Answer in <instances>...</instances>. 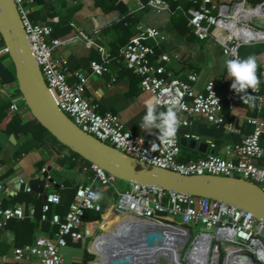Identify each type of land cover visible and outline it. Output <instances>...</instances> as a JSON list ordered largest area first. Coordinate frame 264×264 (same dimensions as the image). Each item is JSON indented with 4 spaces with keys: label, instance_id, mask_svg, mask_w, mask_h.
Listing matches in <instances>:
<instances>
[{
    "label": "built area",
    "instance_id": "2783aa9c",
    "mask_svg": "<svg viewBox=\"0 0 264 264\" xmlns=\"http://www.w3.org/2000/svg\"><path fill=\"white\" fill-rule=\"evenodd\" d=\"M181 1L189 5L184 7ZM14 2L49 91L58 107L83 131L147 164L186 175L239 177L257 184L264 191V166L256 163L264 159V146L261 144L264 122L246 116L245 121L252 125V131L239 141L226 145L223 154L213 152L204 158L180 162L178 131L170 144L159 140L157 148L148 147L144 138L127 131L115 114L102 113L97 104L88 101L84 91L89 76L76 72L77 81L73 84L67 81V62L57 58L55 50L72 39L80 40L86 46H96L102 61L90 62V75L102 73L105 65L113 59L121 62L126 70L138 78L140 89L149 97L148 104L165 108L166 111L169 106L178 105L177 130L189 127L194 118L224 127V105L227 103L232 107L235 94L231 89L232 78H211L202 91H197L194 88L198 80L196 72H189L184 81L168 71L166 65L179 60L178 54H159L154 46L147 44L148 39L160 37L155 27L137 25L135 34L115 54H110L103 46L96 44L93 36L74 23L70 25L75 33L68 39L52 36V26L30 21L27 4L32 0ZM147 4L156 13L170 11L174 4L175 9L184 13L188 25L199 39L214 40L220 45L222 53L231 58H238L241 46L264 43V0L256 4L248 0H148ZM0 58H4L3 62L10 60L1 35ZM10 65L13 67L12 63ZM14 86L17 90L15 77L11 83L0 85V94L11 97V112L22 113L26 107L22 95L13 96L15 92H8ZM221 87L225 88L224 94L220 91ZM248 91L257 109L264 110L263 87L259 84L257 91ZM225 128L235 130L230 124ZM213 147L214 144H211ZM90 167L94 178L76 187L73 201L63 215L51 211L60 202V195L50 192L44 196L40 219L49 221L54 229L47 236L36 237L31 243L13 248V260L34 259L33 264H64L61 248L67 245L68 240L83 241L96 254L95 249L100 246L101 237H107L108 240L114 238L102 226L112 221L110 216L114 215L113 218L121 217L127 228H137V232L143 235L151 231L139 227L137 220L163 222L185 231L187 235L191 228L195 230L200 225L187 244L186 238L189 236L173 238V250L178 252L176 256L165 258L158 250L149 256L143 251L139 264H221L222 260L223 264H264V222L251 213L205 197L119 181L95 164ZM119 182L125 184L124 189L119 188ZM96 186L111 191L107 203L95 198L98 194ZM3 191L4 185L0 180L2 224L10 219H21L27 214L33 216L34 209L31 206L27 213L21 205H4ZM87 211L98 213L100 220L87 221ZM155 212L165 213L174 221L159 220Z\"/></svg>",
    "mask_w": 264,
    "mask_h": 264
},
{
    "label": "crops",
    "instance_id": "0c3cea01",
    "mask_svg": "<svg viewBox=\"0 0 264 264\" xmlns=\"http://www.w3.org/2000/svg\"><path fill=\"white\" fill-rule=\"evenodd\" d=\"M147 2L148 0H32L27 4V8L28 17L34 24H47L53 28L68 23L70 26L68 33L57 36L53 28L52 36L68 39L75 33L70 25L74 23L86 34L93 36L96 44L103 46L110 54H115L120 46L135 34L137 25L155 27L159 30L160 37L148 39L147 44L154 46L159 54L179 55V60L166 65L171 74L185 81L189 72H196L198 80L194 88L197 91H202L211 78H230L226 62L234 58L224 55L217 42L212 39H199L188 25L184 13L180 9H175L174 4L170 11L156 13ZM181 2L184 7L189 5L185 1ZM64 26L62 25L61 28ZM253 45L255 44L244 45V50L240 52L238 58L255 57L258 65L257 73L264 76V51L253 52ZM55 56L67 62L68 68L65 74L69 83L73 84L77 81L76 72L89 76L84 95L89 102L98 105L100 112H112L127 131L142 136L148 147L157 148L160 139L156 130L153 129V134L149 135L139 127L149 105V97L140 89L138 78L126 70L121 62L113 59L105 65L102 73L90 75V62L93 60L101 62V55L96 46H86L77 39L69 40L66 45L57 48ZM7 68L14 75L13 67L9 62ZM259 84L262 86L261 83ZM220 91L224 94L225 88L221 87ZM248 93L250 94L249 91ZM240 95L235 92L232 107L225 103L224 127H216L205 120L194 118L188 132L178 133L180 139L186 140L182 143L180 141L178 161L187 162L191 159L204 158L213 152L223 154L226 145L239 141L252 131V125L245 121L246 116L256 117L264 122V110L257 109L254 99L245 103ZM156 109L157 112H166L162 107ZM28 114V109L23 108L19 115L25 119ZM229 124L235 129L234 131L225 128ZM4 125L1 124L0 128L3 129ZM1 129L0 180L4 185V205L11 207L21 205L27 213L30 206L34 209L35 204L32 202L24 203L21 193L30 191L28 188L35 178L44 180L48 192L56 191L59 194L68 186L77 187L94 178L90 165L74 157L72 151L65 145L49 139L43 147H33L19 152L18 147L25 136L22 133L4 132ZM11 135L14 136L15 142L10 141ZM200 144H205V147L199 148ZM211 144H214L213 148ZM261 144L264 146V135L261 137ZM256 163L264 166V159ZM43 172L47 173V178H43ZM15 176L26 184L23 191H20L19 185L14 183ZM96 189L100 201L107 203L111 191L101 186H96ZM54 212L56 211L52 208V213ZM118 227L119 223L116 219L103 229L113 237ZM50 232L44 224H41L33 230V239L47 236ZM15 244L16 239L12 229L2 224L0 218V264H33L34 259L13 260L12 250L16 247ZM86 253L92 257L94 255L83 241L68 240L67 245L61 248L64 264H80L79 261ZM92 261L89 260L87 264H93Z\"/></svg>",
    "mask_w": 264,
    "mask_h": 264
},
{
    "label": "water",
    "instance_id": "95a60500",
    "mask_svg": "<svg viewBox=\"0 0 264 264\" xmlns=\"http://www.w3.org/2000/svg\"><path fill=\"white\" fill-rule=\"evenodd\" d=\"M0 35L8 48L17 87L29 114L72 152L119 180L216 200L249 212L264 222V191L257 184L233 176L186 175L147 164L100 141L77 126L58 107L49 91L14 0H0ZM189 130L190 127H182L177 131L181 133ZM10 141L15 142L13 135L10 136ZM180 141L182 143L186 140ZM203 147L205 144L199 145V148ZM43 178H47L46 172H43ZM14 179L19 190L23 191L26 184L17 176ZM48 179L52 181L51 178ZM154 238V234L148 232L138 237L133 236L126 243L136 248L146 244L153 246ZM128 263L126 258L118 256L107 259V264Z\"/></svg>",
    "mask_w": 264,
    "mask_h": 264
},
{
    "label": "trees",
    "instance_id": "16d2710c",
    "mask_svg": "<svg viewBox=\"0 0 264 264\" xmlns=\"http://www.w3.org/2000/svg\"><path fill=\"white\" fill-rule=\"evenodd\" d=\"M225 1H230V0H225ZM248 1L251 4H256L262 0H248ZM62 25L63 26L65 25V26L61 28ZM53 28H54V33L57 36H61L64 33H68V31L70 30V26L68 25V23H65V24L62 23L59 26L57 27L55 26ZM59 29L61 31H59ZM52 35H53V32H52ZM244 47L245 46H241L239 48V57H240V52L242 53V51L244 50ZM252 48H253L252 51L255 53L264 51V43L255 44L253 45ZM3 60L4 58H0V85L2 83H11L12 81H14V75L7 68L6 61L3 62ZM257 76L259 78L260 83L264 87V76L259 73H257ZM17 94H20L18 89L16 90L15 94H12V95L16 96ZM10 104H11V97L5 94H0V125L3 123L5 124L3 129L1 128L0 129L4 132L22 133L25 136L23 142L18 147L19 152L27 151L29 149H32L33 147H43L46 145L49 139H53L55 142L60 143L30 114H28V116L25 119H22L19 115L21 114V112H11L9 110ZM71 153L74 157L80 158L81 160H83L84 163L87 164L88 166L91 165L90 162L81 158L75 152H71ZM75 190H76V186L74 187L68 186L60 194L59 192H57L60 195V202L54 205V207H52L56 211V213H58L59 215H63L68 210L69 204L74 197ZM53 192H56V191H53ZM47 193H50V192H48L47 188H45L44 180L38 179V178H35L31 181V187H30L29 192H26L25 194L21 193L23 196L24 203L32 202L33 204H35V206H34V214L32 217H30L27 214L25 217L21 219H10L6 222L7 228L9 227L13 231L14 239H16V244H15L16 247L23 246L27 243L33 242V240L35 239V238L33 239V230L41 224H44L46 229L50 231L54 229V227L50 225L49 221L47 220L43 221L40 219L41 208L44 203V196ZM155 216L159 220H162L164 222L174 221V218L169 217L165 213L155 212ZM116 218L117 217L113 218L112 221L116 220ZM85 219L87 221H99L100 216L98 213L87 211ZM112 221H108L106 224L103 225V227ZM126 227L127 226L122 224V229H121L122 235L118 237V239L127 234ZM92 258L93 257L90 254L86 253L81 258L79 263L87 264V262L91 260Z\"/></svg>",
    "mask_w": 264,
    "mask_h": 264
},
{
    "label": "clouds",
    "instance_id": "9594fccd",
    "mask_svg": "<svg viewBox=\"0 0 264 264\" xmlns=\"http://www.w3.org/2000/svg\"><path fill=\"white\" fill-rule=\"evenodd\" d=\"M257 68V61L252 56L244 59H230L226 62L228 76L232 78L231 89L241 94L240 98L245 103L254 99L248 90L251 89L253 92L258 90L260 81L257 76ZM177 109L178 105H175L169 106L166 112H157L156 106L149 104L139 127L149 135H152V130L155 129L158 139L165 144H170L179 124ZM95 198L99 199L100 196L97 194Z\"/></svg>",
    "mask_w": 264,
    "mask_h": 264
},
{
    "label": "bare ground",
    "instance_id": "6f19581e",
    "mask_svg": "<svg viewBox=\"0 0 264 264\" xmlns=\"http://www.w3.org/2000/svg\"><path fill=\"white\" fill-rule=\"evenodd\" d=\"M116 219L119 223V227L115 232V236L113 237L118 238L122 235V232L120 231L122 229L123 221L121 217H117ZM137 222L140 224L139 227L150 229L151 233H153L155 236L153 243L154 245L152 247H148V245L146 244L145 247V253H147V255L149 256H153V254L156 253V250H158L159 253L162 254L165 258L176 256L178 252L177 250H173V238L176 236H188L185 231H182L175 226H169L163 222H148L146 220H137ZM126 230L127 234L116 240H108L101 237L100 246L95 249L97 261L94 264H106L107 259L111 256L126 258L129 262L128 264H139L140 258L143 254V250H141L142 247L136 248L126 243L129 241V239H131V234L133 236V234L137 232V228H135L134 230L126 228ZM170 249H172L173 251H170ZM170 264H173V262Z\"/></svg>",
    "mask_w": 264,
    "mask_h": 264
},
{
    "label": "rangeland",
    "instance_id": "374dc122",
    "mask_svg": "<svg viewBox=\"0 0 264 264\" xmlns=\"http://www.w3.org/2000/svg\"><path fill=\"white\" fill-rule=\"evenodd\" d=\"M181 4H183V2H180ZM9 63H11V61L10 60H7ZM7 61H6V63H7ZM8 92L9 93H14V92H16V88H15V86L14 87H12V88H10L9 90H8ZM120 181V180H119ZM118 186H119V188L122 190V189H124L125 188V184H122V183H118ZM113 217H114V215H111L110 216V220H112L113 219ZM103 226V225H102ZM127 228V227H126ZM199 228H200V225L199 226H197L196 228H195V230H193L192 228L190 229V234H188V238H186V240H187V242H186V244L190 241V239L192 238V236L199 230ZM131 230V229H130ZM117 231V230H116ZM121 232V231H120ZM141 234V233H140ZM140 234L139 233H135V235L133 234V236L134 237H138V236H140ZM133 236H132V234H131V238H133ZM130 241V240H129ZM145 247V246H144ZM141 250H143V246H142V249ZM143 251H145V250H143ZM144 256V255H143ZM92 262H93V264L94 263H96V261H97V255L96 254H94L93 255V258H92ZM133 261V260H132ZM134 261H136V260H134ZM221 264H223V260L221 261Z\"/></svg>",
    "mask_w": 264,
    "mask_h": 264
}]
</instances>
